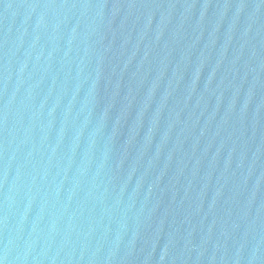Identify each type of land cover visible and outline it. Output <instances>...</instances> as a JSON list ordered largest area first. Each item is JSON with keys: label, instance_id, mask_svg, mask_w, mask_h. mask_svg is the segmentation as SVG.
I'll use <instances>...</instances> for the list:
<instances>
[{"label": "water", "instance_id": "obj_1", "mask_svg": "<svg viewBox=\"0 0 264 264\" xmlns=\"http://www.w3.org/2000/svg\"><path fill=\"white\" fill-rule=\"evenodd\" d=\"M2 264H264V0H0Z\"/></svg>", "mask_w": 264, "mask_h": 264}, {"label": "snow or ice", "instance_id": "obj_2", "mask_svg": "<svg viewBox=\"0 0 264 264\" xmlns=\"http://www.w3.org/2000/svg\"><path fill=\"white\" fill-rule=\"evenodd\" d=\"M0 264H2V261H0Z\"/></svg>", "mask_w": 264, "mask_h": 264}]
</instances>
